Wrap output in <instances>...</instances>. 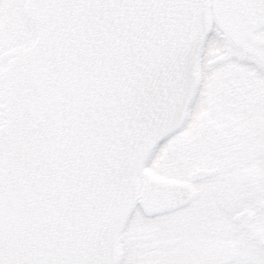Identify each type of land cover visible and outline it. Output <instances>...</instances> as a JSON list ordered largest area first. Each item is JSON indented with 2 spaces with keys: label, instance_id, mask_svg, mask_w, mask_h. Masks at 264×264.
<instances>
[{
  "label": "water",
  "instance_id": "water-1",
  "mask_svg": "<svg viewBox=\"0 0 264 264\" xmlns=\"http://www.w3.org/2000/svg\"><path fill=\"white\" fill-rule=\"evenodd\" d=\"M1 1V0H0ZM3 71L0 264H116L150 151L187 119L213 17L264 62V0H28ZM144 203L189 201L152 180Z\"/></svg>",
  "mask_w": 264,
  "mask_h": 264
},
{
  "label": "flooded vegetation",
  "instance_id": "flooded-vegetation-1",
  "mask_svg": "<svg viewBox=\"0 0 264 264\" xmlns=\"http://www.w3.org/2000/svg\"><path fill=\"white\" fill-rule=\"evenodd\" d=\"M27 2L24 16L19 11L11 18V12L3 15L9 0L0 5V127L6 122L3 71L34 45L39 33ZM214 33L224 42L213 38ZM255 36L264 42V26ZM261 79L264 62L224 35L214 21L188 119L149 153L139 175L137 202L120 234L116 264H264V218L259 215L264 199L255 203L253 223L242 211L245 180L254 181V200L264 196ZM152 180L187 184L189 201L173 206L144 203Z\"/></svg>",
  "mask_w": 264,
  "mask_h": 264
},
{
  "label": "rangeland",
  "instance_id": "rangeland-1",
  "mask_svg": "<svg viewBox=\"0 0 264 264\" xmlns=\"http://www.w3.org/2000/svg\"><path fill=\"white\" fill-rule=\"evenodd\" d=\"M23 1L24 0H21L20 3H17L16 5H14L9 0V6L5 9V11H3V15L9 16L10 12H11V16H10V18H11L14 13L21 11L23 13L22 15L24 16ZM1 32H2V30H0V35H1ZM5 35L7 36L8 34H5ZM212 37L217 39V40L220 39L219 36H216L215 33L213 34ZM1 41L2 40H1V37H0V43H1ZM220 42L223 43L224 41L220 39ZM3 53L4 52H0V58H1L2 55H4ZM261 80H264V79H261ZM262 91H264V89H262ZM260 102L264 103L262 101V99L260 100ZM260 110L261 111L264 110V106H262V104H260ZM178 177L182 178V176H178ZM214 182H215V180L212 181V183H209L207 185H205V183H203L200 186H204L205 185V187H210L211 185L213 186ZM244 182H245V184H248V186H247V193H245V195H244V205H243L242 211L246 214L245 220L246 221H250V222L253 223L255 218H251L250 215L254 213L252 211L256 212L255 203H259L260 204L261 201L264 199V196L262 195V196L259 197L258 200H254L253 199L254 198V195H253V192H254V185H253L254 181L253 180H251V181L250 180H245ZM237 187L238 186L235 185V187H233V191H235L237 189ZM205 203H207V202H205ZM259 215H260V219H263L264 218V211H259ZM255 223H257V222H255ZM256 225H258V224H255L254 226H256Z\"/></svg>",
  "mask_w": 264,
  "mask_h": 264
}]
</instances>
